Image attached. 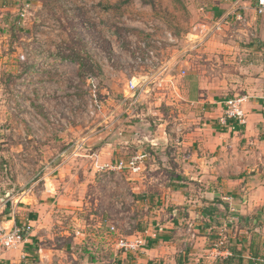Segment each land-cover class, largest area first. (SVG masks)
Listing matches in <instances>:
<instances>
[{
  "label": "rangeland",
  "instance_id": "1",
  "mask_svg": "<svg viewBox=\"0 0 264 264\" xmlns=\"http://www.w3.org/2000/svg\"><path fill=\"white\" fill-rule=\"evenodd\" d=\"M206 1L209 0L0 1L1 185L6 188L4 192L16 195L29 186L35 187L39 180L42 185L46 175H53L50 181L45 180L47 191L56 180L69 178L67 182L73 184L74 200L79 205L76 218L60 217L58 227H64L70 238L76 239L71 252L77 258L85 257L88 264H107L101 259L106 248L108 254L114 250L109 240L118 245L120 240L131 241V235L141 239L149 231L146 222L157 206H147L142 198L136 205L132 203L127 184L136 180L126 179L150 172L144 162L154 155L151 139L163 140L167 136L174 146L176 136L181 134L175 130L178 125L185 122L193 129L199 127V104L186 98L174 101L160 90L151 91L140 104L128 109L125 90L131 80L149 72L147 67L132 66L134 55L142 52V46L148 47L147 42L161 40L164 32L177 38V44H165L161 59L166 60L184 46L187 34L196 33L194 30L198 34L201 26L212 25L219 15H211L209 3V13L203 16L199 12ZM233 23L230 30L244 32L250 28ZM230 40L233 43V38ZM210 42L188 58H197L192 68L196 83L199 85L200 66L210 86L215 87L209 89L210 93L222 83L236 84V90L244 88L243 79L253 76L252 72L241 73L250 62L242 49L244 40H237L241 46L232 51L231 63V50L228 55L214 53L211 58L210 49L205 50ZM62 55L69 57L65 60ZM75 58H80L86 68L73 63ZM88 74L97 77L96 105L90 100ZM121 138L124 142L131 140V144L127 141L129 154L125 157L143 156L136 171L112 170L120 158L107 163L97 159L95 148L100 143L110 144L113 150ZM133 146L141 150L134 152ZM158 148L160 154L168 151V147ZM89 152L91 157H83ZM142 192L145 195L139 196L148 198V192ZM225 243L222 248L227 246Z\"/></svg>",
  "mask_w": 264,
  "mask_h": 264
},
{
  "label": "crops",
  "instance_id": "2",
  "mask_svg": "<svg viewBox=\"0 0 264 264\" xmlns=\"http://www.w3.org/2000/svg\"><path fill=\"white\" fill-rule=\"evenodd\" d=\"M254 2L246 0L244 4L253 6ZM208 3L212 16L213 12L220 16L228 8L220 4V0L206 1ZM245 15L250 27L247 31L230 30L227 25L210 39L205 50L210 49L211 58L214 53L228 55L231 50V63L232 51L241 46L236 42L243 39L242 49L250 62L242 67L241 73L252 72L253 76L243 79L241 90H236V84L222 83L210 93L209 89L215 87L210 86L200 66L199 85L196 83V72L192 68L195 69L193 62L197 58L188 59V56L177 63L174 80L165 85V91L174 101L186 98L199 104V127L193 129L185 122L178 125L175 130L181 134L176 136L174 146H171L172 138L167 136L160 137L163 140L151 139L154 155L144 162L150 172L147 176L126 179L136 180L127 184L133 195L132 203L136 205L142 198L147 206L148 203L157 206L153 208V217L149 216L146 222L149 231L140 236L142 244L132 251H125L115 240H109L114 250H109L108 254L105 249L102 263L251 264V259H264V17H257L252 11ZM231 38L233 43H229ZM257 38L260 42H256ZM179 88L185 93L181 94ZM234 97L245 98L242 104L245 123L238 125L228 121L221 126L218 119L223 102ZM127 141L131 144L130 139ZM127 141L121 138L113 150L110 144L100 143L95 148L97 159L105 163L119 158V161L127 160L130 158L125 157L129 154ZM160 146L168 147L166 154L158 152ZM140 148L131 149L136 152ZM91 153L83 157L89 158ZM51 176L46 175L42 185L38 184L39 180L35 187L29 186L16 195L4 192L6 188L0 182V224L31 226L27 240L18 249L1 254L0 264H88L85 257L77 258L76 253L71 252L76 239L70 238L64 227L62 230L58 227L60 217L69 220L73 215L76 218L79 203L74 200V186L66 178L56 180L55 190L52 185L47 191L45 180L50 181ZM142 191L148 192V198L139 196ZM218 236L227 240L224 242L227 246L222 248L224 243L219 246L225 240ZM129 238L136 239L132 235Z\"/></svg>",
  "mask_w": 264,
  "mask_h": 264
},
{
  "label": "built area",
  "instance_id": "3",
  "mask_svg": "<svg viewBox=\"0 0 264 264\" xmlns=\"http://www.w3.org/2000/svg\"><path fill=\"white\" fill-rule=\"evenodd\" d=\"M2 1V0H0ZM246 0H220V4L227 5L228 8L225 12L217 17L213 21L210 27L201 26L200 33L194 30L196 33H189L184 38V46L178 50V54L170 56L169 59L162 60L161 53L165 44L173 46L178 43L177 38H174L170 33L164 32L161 40L157 38L147 42L148 47L142 46V52L134 55L132 66L145 68L149 70L147 75L139 78H134L126 85V96L128 109L135 107L141 103L144 96H147L151 91L165 90V85L171 84L174 80V70L177 63L188 56H192V53L197 54L204 45L223 31V28L227 25L240 24L244 27H248L246 20V12L252 11L257 17H264V0H254V5H245ZM207 6V4H205ZM201 4L199 12L201 15L206 14V6ZM28 6V5H27ZM146 34L151 32H145ZM162 41V42H161ZM86 82L88 89L91 92L90 100L94 105L97 103V77L94 74H88L86 76ZM244 97H234L226 99L223 102L222 115L218 119V124L225 126L228 121H235L238 125L245 123V116L242 110V104ZM92 108V107H90ZM91 114L92 111H90ZM143 156L136 155L128 158L127 160L119 161L112 170L123 171L138 170L139 164L142 162ZM31 190V188L29 189ZM31 233V226H21L18 224H11L10 226H3L0 224V255L4 252L18 249L26 240L27 236ZM142 241L135 239L133 241L120 240L118 246L125 250H136ZM223 243L220 242L219 246ZM217 254V251H215ZM251 264H264V259H251Z\"/></svg>",
  "mask_w": 264,
  "mask_h": 264
},
{
  "label": "trees",
  "instance_id": "4",
  "mask_svg": "<svg viewBox=\"0 0 264 264\" xmlns=\"http://www.w3.org/2000/svg\"><path fill=\"white\" fill-rule=\"evenodd\" d=\"M67 57H69V55H67ZM67 57L66 56H63L62 55V58L63 59H67ZM69 59V58H68ZM69 60H72V59H69ZM73 63H76L78 66H79V68H86V65H84V63H83V61H81V59L80 58H75V59H73V61H72ZM80 71V70H79Z\"/></svg>",
  "mask_w": 264,
  "mask_h": 264
}]
</instances>
